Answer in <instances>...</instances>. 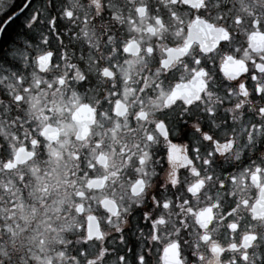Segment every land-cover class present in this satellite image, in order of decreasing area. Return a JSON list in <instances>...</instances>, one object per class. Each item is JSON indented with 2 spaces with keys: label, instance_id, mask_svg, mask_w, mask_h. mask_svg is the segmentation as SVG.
I'll list each match as a JSON object with an SVG mask.
<instances>
[{
  "label": "flooded vegetation",
  "instance_id": "obj_1",
  "mask_svg": "<svg viewBox=\"0 0 264 264\" xmlns=\"http://www.w3.org/2000/svg\"><path fill=\"white\" fill-rule=\"evenodd\" d=\"M35 1L2 16L0 51ZM48 9L55 22L28 82L0 107L11 185L40 184L61 155L74 157L77 178L48 181L56 196L33 205L78 233V264H264V0ZM49 37L74 58L57 59ZM17 43L23 57L8 68L30 67L31 46ZM8 68L2 88L22 79Z\"/></svg>",
  "mask_w": 264,
  "mask_h": 264
},
{
  "label": "rangeland",
  "instance_id": "obj_2",
  "mask_svg": "<svg viewBox=\"0 0 264 264\" xmlns=\"http://www.w3.org/2000/svg\"><path fill=\"white\" fill-rule=\"evenodd\" d=\"M72 2L73 0H36L31 7L32 9L27 10L18 23L9 28L11 30L10 40L3 43L1 47L0 67L7 69L8 63H11L12 59H22L23 52L17 43L18 40L31 46V50H27L31 64L30 67L10 66L8 68L11 72L22 74V79L18 80L22 84L14 81L6 83L3 88L0 87L1 108L6 109L8 107L7 97L10 93L20 90L19 87L28 82L31 73L29 68L33 63L34 55L42 51L46 45L45 42L48 41V38L45 37V35H49L47 25L51 24L52 26L55 22L52 17L54 12L48 8L68 6ZM12 3H14V0H0V20L2 16L5 17L11 12L10 6ZM57 11L59 12L60 9ZM58 31H61V27H58ZM11 40L10 48H7ZM49 42L47 44L54 47L57 59L66 58L69 60L74 58L75 51L70 48L69 44L63 45L61 41H58V45L53 37H49ZM7 54L10 56H7ZM75 97L72 99H75ZM72 99L67 98L64 100V104L69 107L72 106ZM0 134L3 137L0 138V142L4 144H7L13 135V131L5 126L1 120ZM69 139L64 141V146L71 142ZM2 149L3 146H0V177H2L0 183L2 185L9 183L12 187L7 189L3 186L0 187V221L4 224L0 238V264H78V241L76 239L78 233H72L69 227L66 232L62 231L61 226L66 223L64 218L57 220L53 214L48 217L46 213L42 214L40 210H35L37 207L33 205L34 202L41 201L42 198L56 196L57 189L49 187L48 181L54 182L59 176L63 180L77 178L78 171L75 168L74 157L71 154L61 155L62 164L59 170L51 169L50 173H42L41 177L34 179L36 182L41 181L40 184L26 182V184L13 186L11 184L16 183V181L8 178L1 171L2 158L7 155L3 154ZM74 195L75 193L67 191L69 199L75 198ZM31 209L33 210L32 214L28 211ZM69 218V216L66 217V219ZM44 225L50 226V228L41 229ZM58 228H60V231L55 233ZM68 238L72 242L62 247L60 243ZM28 241L30 244L26 243ZM73 241H77L74 246H72ZM16 243L17 245H15ZM12 246H16V249H12Z\"/></svg>",
  "mask_w": 264,
  "mask_h": 264
},
{
  "label": "water",
  "instance_id": "obj_3",
  "mask_svg": "<svg viewBox=\"0 0 264 264\" xmlns=\"http://www.w3.org/2000/svg\"><path fill=\"white\" fill-rule=\"evenodd\" d=\"M21 11H18L16 14H14L12 17H14V16H16V15H18L19 13H20ZM12 17L10 18V19H12ZM9 19V20H10ZM6 24H4L3 25V27H2V29H1V31H0V35H1V33H2V30H3V28H4V26H5Z\"/></svg>",
  "mask_w": 264,
  "mask_h": 264
},
{
  "label": "bare ground",
  "instance_id": "obj_4",
  "mask_svg": "<svg viewBox=\"0 0 264 264\" xmlns=\"http://www.w3.org/2000/svg\"><path fill=\"white\" fill-rule=\"evenodd\" d=\"M22 47H23L25 50L29 49V47L24 46V45H23ZM25 64L28 65V62L26 61Z\"/></svg>",
  "mask_w": 264,
  "mask_h": 264
}]
</instances>
